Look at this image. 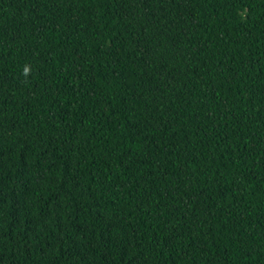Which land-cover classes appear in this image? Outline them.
I'll return each mask as SVG.
<instances>
[{"label":"trees","instance_id":"trees-1","mask_svg":"<svg viewBox=\"0 0 264 264\" xmlns=\"http://www.w3.org/2000/svg\"><path fill=\"white\" fill-rule=\"evenodd\" d=\"M0 264H264V0H0Z\"/></svg>","mask_w":264,"mask_h":264}]
</instances>
